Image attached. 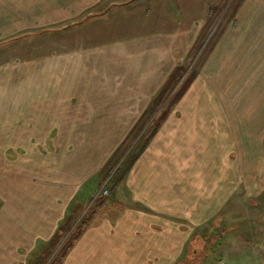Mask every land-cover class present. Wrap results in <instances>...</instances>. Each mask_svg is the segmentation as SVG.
Returning <instances> with one entry per match:
<instances>
[{
  "label": "rangeland",
  "instance_id": "rangeland-1",
  "mask_svg": "<svg viewBox=\"0 0 264 264\" xmlns=\"http://www.w3.org/2000/svg\"><path fill=\"white\" fill-rule=\"evenodd\" d=\"M106 1L112 3L69 7L70 13L48 21L33 17L18 5L5 7L0 1V88L10 92V86L18 84L17 97L32 94L51 99L48 113L34 111L28 117L29 111L19 107L18 118L0 127V264H52L98 197H103L104 202L90 224L107 219L114 222L129 208L146 211L147 206L135 193L138 160L145 156L152 138L181 98L172 107L171 101L190 76L194 78L185 93L201 75L204 62L222 33L235 22L240 7H236L239 0L211 3L207 20L196 23L201 30L188 51L174 60V55L163 52V61L169 66L173 64L172 69L159 63L164 66L160 71H149L156 72L158 84L153 90L148 89L144 104L132 101V108L121 113L114 106L120 95H128L131 87L135 88L138 70L134 66L138 61L136 57L111 61L121 56L116 52L105 58L106 53L102 52L121 41L122 35L112 38L92 31L110 23L122 11L137 13L145 8V15L150 16L156 0H103V3ZM118 22L114 20L113 24ZM193 23H181L177 32L189 33L186 28ZM129 39L139 40L128 38V42ZM191 39H185L183 44L188 45ZM163 40L164 46H168L169 36ZM181 40V36L177 37L174 45ZM178 66L183 67L181 74L179 71L164 88ZM32 75L34 82L47 78L46 84L29 85L27 78ZM96 94L114 98L116 102L109 110L96 111L95 107L89 110L96 104L90 96ZM57 100L65 110H53ZM76 102L79 110L71 109ZM22 105L18 102V106ZM168 108L167 117L147 140L153 124ZM162 152L158 158L169 161V148ZM161 214L156 213L157 218L146 222L155 233L146 231V244L154 242L156 251L146 245L140 254L146 257L135 263L134 255H129V264H264V192L260 197H243L240 204L230 199L222 212L197 215L198 220L172 213L177 221V235L168 233L169 220L165 217L169 215L161 216L164 222L157 220ZM66 221V231L51 244L57 228ZM141 229L137 227L134 233ZM226 232L229 233L222 238ZM117 255L114 252L113 264ZM109 262L107 256L101 260V264Z\"/></svg>",
  "mask_w": 264,
  "mask_h": 264
},
{
  "label": "crops",
  "instance_id": "crops-1",
  "mask_svg": "<svg viewBox=\"0 0 264 264\" xmlns=\"http://www.w3.org/2000/svg\"><path fill=\"white\" fill-rule=\"evenodd\" d=\"M0 1L5 7L21 6L26 13L40 20L45 18L46 21L59 20L60 16L70 13L69 7L73 9L112 3H103V0ZM156 1L155 4L152 3L150 16L145 15V8L136 11L137 13L122 11L111 19L113 30L109 31V21L91 30H98L100 34L112 38H120L122 35L121 41L117 40L118 42L108 46L106 52L102 53H106L105 58H109L108 54L113 56L115 52L121 53V56L113 57L111 61H118L119 57L129 61L131 57H136L138 62L134 67L138 70V82H134L135 88L131 87L130 94L120 95L117 100L119 103H115L114 98H105L103 94L91 95L90 100L96 104L88 107L89 110L92 107H95L96 111L109 110L110 105L115 103L114 108L123 113L125 108H132V101L144 104L147 94L149 95L148 89L153 90V86L160 80L155 75L156 72L149 71H160L164 66L159 63L172 69L173 64L169 66L168 62H164L162 53L174 55L173 60L177 55L186 53L187 47L193 44L194 38L201 30L196 28V23L207 20L209 6L217 0ZM16 11L17 9L13 13ZM177 14L180 16H176ZM119 16L126 17L121 19ZM114 20L119 21L117 25L113 24ZM187 21L194 22L186 28L189 33L177 32L178 26L182 28L181 23ZM168 36L170 43L164 46L163 39ZM180 36L182 40L174 45L176 38ZM128 38L139 40L133 42L129 39L128 42ZM190 38L192 41L188 45L183 44L185 39ZM170 46L173 48L170 49ZM41 79L42 82H34V75L27 78L31 86L46 84L47 78ZM24 81L26 82V79ZM106 81L105 79L107 85ZM10 87V92L0 88V127L5 125V122L18 118L19 107L25 112L29 111L28 117H31L34 111L49 112L51 99L48 97L44 99L31 94L20 98L17 97L18 84ZM18 102L23 105L18 106ZM55 102L58 104V100ZM102 103L104 104L99 106ZM73 104L76 105L70 108L79 110L78 103ZM177 104L152 138L145 156L140 157L137 163L138 187L135 193L147 206L146 211L145 208H139L137 211L129 208L118 215L114 222L107 219L90 224L68 252L63 264H101V260L106 256L110 259L109 264H113L114 252L118 254L114 264H129V255L132 254L136 263L146 257L140 255L146 245L153 246V250L157 247L154 242L146 244L145 236L151 232V225H146V222L157 218L156 213L169 215L165 219L161 214L157 220H169V235H177V221L172 218V213H181L185 218L198 220L197 215L203 217L222 212L230 199H234V204H240L243 197L254 198L262 195L264 0L241 2L235 22L222 33L203 64L201 75L196 77ZM53 108L54 111L65 110L60 104L54 105ZM119 129L121 130V127ZM1 131L2 129L0 133ZM166 147L170 152L169 161L158 158ZM137 227L142 229L134 233ZM223 229L227 230L226 227ZM227 233L229 232L222 235V238Z\"/></svg>",
  "mask_w": 264,
  "mask_h": 264
},
{
  "label": "trees",
  "instance_id": "trees-1",
  "mask_svg": "<svg viewBox=\"0 0 264 264\" xmlns=\"http://www.w3.org/2000/svg\"><path fill=\"white\" fill-rule=\"evenodd\" d=\"M241 1L242 0H239V2L237 1V4H236L237 8L240 6ZM182 69H183L182 66H178L177 68H175V70L172 72L171 76L169 77L168 81L166 82L164 88H166L168 86V84L170 83V81L178 75L179 71H180V74H181V72H182L181 70ZM193 78H194L193 75L190 76L187 79V81L184 83V85L179 89V92L175 95V97L171 101L170 107H172V105H175L179 101V99L182 97V95L188 89V87H189V85H190V83H191ZM169 108L167 110L165 109V111L155 121V123L153 124V127L151 129V132L149 133V135L146 138L147 140H150L153 137V135L156 133V131L158 130V128L160 127L162 122L165 120V118L168 115ZM103 202H104V198L103 197H98L94 201V203H93L94 205L90 208V210L87 213V215H85L81 219V221L78 223L76 228L72 231L70 237L64 243V245L60 249L58 255L56 256V258L54 259L52 264H62L63 263V261H64L66 255L68 254V252L71 250V248L77 242V240L80 238L82 233L88 228V226L93 221V219L97 216V213L101 210ZM66 224H67V221L65 222L64 225H62V226H60L58 228V230L56 231L54 237L52 238L51 244H53L54 242H56L60 238V236L62 235L63 231H66Z\"/></svg>",
  "mask_w": 264,
  "mask_h": 264
},
{
  "label": "built area",
  "instance_id": "built-area-1",
  "mask_svg": "<svg viewBox=\"0 0 264 264\" xmlns=\"http://www.w3.org/2000/svg\"><path fill=\"white\" fill-rule=\"evenodd\" d=\"M104 192H106V191H104ZM220 264H227V263H225V262H221Z\"/></svg>",
  "mask_w": 264,
  "mask_h": 264
}]
</instances>
